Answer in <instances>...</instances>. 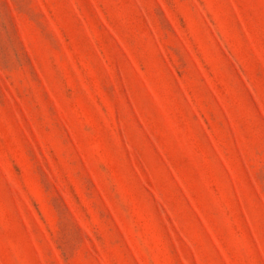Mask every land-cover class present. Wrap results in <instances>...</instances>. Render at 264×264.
I'll return each instance as SVG.
<instances>
[{
	"label": "rangeland",
	"instance_id": "rangeland-1",
	"mask_svg": "<svg viewBox=\"0 0 264 264\" xmlns=\"http://www.w3.org/2000/svg\"><path fill=\"white\" fill-rule=\"evenodd\" d=\"M0 264H264V0H0Z\"/></svg>",
	"mask_w": 264,
	"mask_h": 264
}]
</instances>
